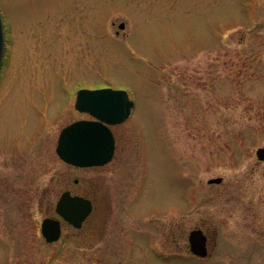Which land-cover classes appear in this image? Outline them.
<instances>
[{
  "label": "rangeland",
  "instance_id": "obj_1",
  "mask_svg": "<svg viewBox=\"0 0 264 264\" xmlns=\"http://www.w3.org/2000/svg\"><path fill=\"white\" fill-rule=\"evenodd\" d=\"M0 11V264H264V0H0ZM98 88L134 107L112 127V160L74 168L57 137L89 119L76 92ZM65 190L92 211L46 243L40 223ZM197 228L205 258L189 252Z\"/></svg>",
  "mask_w": 264,
  "mask_h": 264
},
{
  "label": "water",
  "instance_id": "obj_2",
  "mask_svg": "<svg viewBox=\"0 0 264 264\" xmlns=\"http://www.w3.org/2000/svg\"><path fill=\"white\" fill-rule=\"evenodd\" d=\"M124 24L119 25L123 29ZM4 52L3 24L0 15V66ZM74 107L87 113L93 120H79L64 127L58 137L56 154L65 163L79 168L102 166L108 163L114 151V139L108 126L122 123L130 114L133 102L123 90L80 89L76 93ZM259 161L264 160V147L255 151ZM209 183H220L221 178ZM91 211V203L81 196L63 192L55 206V212L72 227L78 229ZM40 231L46 242L59 239L60 222L44 218ZM189 252L199 258L207 256V237L200 229L191 230L187 236Z\"/></svg>",
  "mask_w": 264,
  "mask_h": 264
},
{
  "label": "flooded vegetation",
  "instance_id": "obj_3",
  "mask_svg": "<svg viewBox=\"0 0 264 264\" xmlns=\"http://www.w3.org/2000/svg\"><path fill=\"white\" fill-rule=\"evenodd\" d=\"M67 191V190H66ZM207 247H209V239H208V242H207Z\"/></svg>",
  "mask_w": 264,
  "mask_h": 264
}]
</instances>
